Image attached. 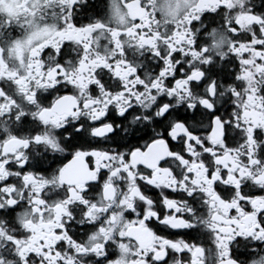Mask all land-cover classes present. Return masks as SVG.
Masks as SVG:
<instances>
[{"label": "flooded vegetation", "instance_id": "af4514ba", "mask_svg": "<svg viewBox=\"0 0 264 264\" xmlns=\"http://www.w3.org/2000/svg\"><path fill=\"white\" fill-rule=\"evenodd\" d=\"M0 264H264V0L0 13Z\"/></svg>", "mask_w": 264, "mask_h": 264}, {"label": "rangeland", "instance_id": "374dc122", "mask_svg": "<svg viewBox=\"0 0 264 264\" xmlns=\"http://www.w3.org/2000/svg\"><path fill=\"white\" fill-rule=\"evenodd\" d=\"M17 0H0V13L6 15V19H11L16 10Z\"/></svg>", "mask_w": 264, "mask_h": 264}]
</instances>
